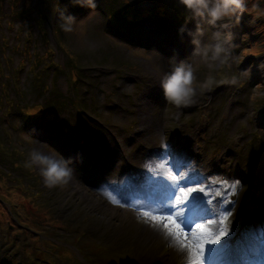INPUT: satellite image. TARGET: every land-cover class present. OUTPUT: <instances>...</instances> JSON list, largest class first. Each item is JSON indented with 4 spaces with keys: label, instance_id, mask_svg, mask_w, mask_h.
I'll return each instance as SVG.
<instances>
[{
    "label": "rangeland",
    "instance_id": "rangeland-1",
    "mask_svg": "<svg viewBox=\"0 0 264 264\" xmlns=\"http://www.w3.org/2000/svg\"><path fill=\"white\" fill-rule=\"evenodd\" d=\"M247 3L250 9L255 5V11L245 14L239 30L234 29V42L242 48L255 45L264 49V14H260L264 12V0H247ZM96 4L97 14L90 17L88 9L74 7L70 0H0V264H13V258H8L7 253L15 250H19L24 264H49L42 261L43 258L48 260L44 252L35 251V248L41 249L42 239L52 241L45 242L49 250L63 259L69 258L71 253H66V249L59 251L61 241L56 240L64 238V228L73 226L68 221L70 214L65 219L56 215V208L49 212L48 202L50 208L54 201H58L60 206L67 202L77 213L86 212L92 222L83 229L86 233L89 228H113L117 222H111V219L121 220L116 213L107 212L109 206L104 202L93 198L79 174L68 184L49 188L34 168L25 166L27 153L34 146L27 133L36 126V120L46 116L49 111L55 112V126L51 125L48 129L51 144L47 145L49 147L45 151L55 150L67 159L73 144L71 140L78 136L81 138L75 123L78 113L89 125L98 128L92 126L95 134L90 137H96L102 131L94 123L115 124L119 127L118 136L127 146L130 142L125 137L136 134L135 130L131 131L134 128L144 130L140 138L156 131L162 136L164 125L159 121L161 114L157 113L158 109L165 113V126L169 129V114L180 116L178 111L158 104L155 96L144 86L128 84L120 75H149L155 83L154 87L158 85L161 89L160 77L183 60L160 55L154 48L124 44L110 36L104 19L115 18L120 24L121 14L131 8L139 15L144 14L145 10L164 11L169 24L157 34L176 39L182 48L186 38L181 39L178 35V24L186 18L187 13L176 0H96ZM65 11L84 21L71 33L62 31L60 27V18ZM173 25L175 27L170 28ZM175 34L176 38L173 37ZM245 34L247 38L242 42L240 37ZM236 54H239L238 49ZM261 61H264V56H249L240 65L241 70L249 65L253 67L250 78L239 80L243 87L239 93L232 91L215 97L210 101V106L204 103L203 109H208L206 112L223 122L222 127L227 129L225 135L231 134L234 144L244 139L241 135L246 132L245 149L233 150L235 161H240L242 154L254 142L264 145V118L255 121V112L259 113L264 107V72L255 67ZM80 67H83L82 71ZM236 71L237 65L232 63L231 67L218 66L211 74L219 80ZM208 74L209 69L203 65L196 67L198 79L203 80ZM115 84L120 88L115 89ZM222 105L224 111L220 109ZM81 110L84 112L81 113ZM87 115H91V122ZM181 118H189L190 121L196 119L189 115H181ZM27 119L32 120L31 123L26 124L24 121ZM258 126H261V130H255ZM210 128L212 125L207 123L205 129ZM242 128V134H238ZM260 168L264 170V163ZM9 206L17 223L8 218L6 208ZM52 221L59 230L44 229L51 239L33 234L42 231L43 228L38 225L51 226ZM118 223L124 226L123 221ZM11 225L13 228H10ZM121 232L135 241L138 239L140 246H147L143 238L133 236L128 226ZM71 239L67 237L66 241L73 243L78 236ZM89 247L95 249L93 244H89ZM130 250L137 253L136 249ZM118 253L126 257L120 246L113 254ZM138 254L142 259L149 258L143 251ZM142 259L139 260L147 263ZM52 261L67 264L55 258Z\"/></svg>",
    "mask_w": 264,
    "mask_h": 264
},
{
    "label": "clouds",
    "instance_id": "clouds-1",
    "mask_svg": "<svg viewBox=\"0 0 264 264\" xmlns=\"http://www.w3.org/2000/svg\"><path fill=\"white\" fill-rule=\"evenodd\" d=\"M74 7L89 10V16L96 15V0H70ZM183 8L186 23L178 30L181 39L188 38L191 53L187 60L180 61L172 67L170 72L164 73L159 79L165 103L177 109L197 105L200 98L214 87L220 85L236 86L243 77L250 78L252 65L247 69H240L246 57L259 58L264 56V49L252 45L242 48L236 44L234 29L239 28L245 14L255 11V5L250 9L247 0H176ZM264 14V12L260 13ZM88 17L84 18L87 19ZM61 30L71 33L75 27L84 21L77 20L74 15L66 11L61 15ZM191 23L192 28L187 24ZM246 34L240 37L243 42ZM236 49L239 54H236ZM237 65V71L231 77L217 80L211 71L218 66L231 67ZM203 65L209 69V74L203 79H198L196 67ZM264 72V61L255 66ZM34 146L28 151L25 166L34 168L43 183L53 188L70 183L75 178L72 167L73 158H64L55 150L45 151L44 142L29 137Z\"/></svg>",
    "mask_w": 264,
    "mask_h": 264
},
{
    "label": "snow or ice",
    "instance_id": "snow-or-ice-1",
    "mask_svg": "<svg viewBox=\"0 0 264 264\" xmlns=\"http://www.w3.org/2000/svg\"><path fill=\"white\" fill-rule=\"evenodd\" d=\"M157 158L166 161L174 174L165 177L145 173L137 187L158 199L163 207L157 211L165 214L144 211L142 215L187 253L188 264H264V215L243 228L232 225L238 203L235 178L226 177L224 181L231 184V199L221 197L215 204L211 200L205 202L201 196L194 197V193L205 192L202 185L207 178L191 169L186 156L165 144ZM185 169L189 171L186 173Z\"/></svg>",
    "mask_w": 264,
    "mask_h": 264
},
{
    "label": "bare ground",
    "instance_id": "bare-ground-1",
    "mask_svg": "<svg viewBox=\"0 0 264 264\" xmlns=\"http://www.w3.org/2000/svg\"><path fill=\"white\" fill-rule=\"evenodd\" d=\"M123 19H125V18H123ZM136 29H137V27H136ZM124 34H120V35H118V37L119 38H121V36H123ZM143 47H145V48H157V47H160V45H157L156 43H153V44H151V45H142ZM162 91V90H161ZM163 99H164V97H163V93L162 92H159V95H158V97H157V99H156V102L158 103V104H160L161 105V103H162V101H163ZM156 110H157V108H156ZM31 121L32 120H30V121H28V119H27V121L25 120L24 122H26V124H28V123H31ZM28 122V123H27ZM36 122L37 123H42V122H45V121H42L41 119H38V120H36ZM36 123V124H37ZM49 125H54L55 126V121H51L50 122V124H48L47 126H49ZM47 126H45V127H47ZM48 128V127H47ZM44 134H45V132H44V129H42V130H38V131H32V132H28V136H30V137H37V138H39V139H44V140H46V141H48L45 137H44ZM108 134V136H107V138H104L103 140H102V143L104 144V145H102V147L103 146H108L109 144L107 143V142H111L112 141V134H110V133H107ZM49 142V141H48ZM61 142V141H60ZM85 146V144H78V148L79 149H81L82 147H84ZM120 199H122V198H120ZM122 200H124V199H122ZM119 212H116V215L118 214ZM115 214V213H114ZM115 219V218H114Z\"/></svg>",
    "mask_w": 264,
    "mask_h": 264
}]
</instances>
